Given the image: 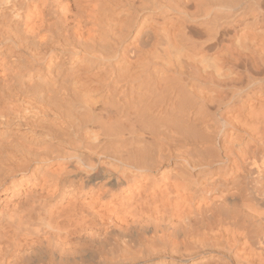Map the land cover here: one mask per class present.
<instances>
[{"label": "bare ground", "instance_id": "1", "mask_svg": "<svg viewBox=\"0 0 264 264\" xmlns=\"http://www.w3.org/2000/svg\"><path fill=\"white\" fill-rule=\"evenodd\" d=\"M0 264H264V0H0Z\"/></svg>", "mask_w": 264, "mask_h": 264}]
</instances>
